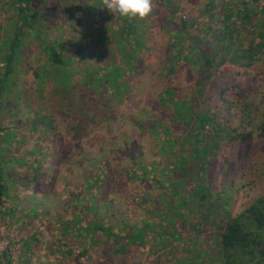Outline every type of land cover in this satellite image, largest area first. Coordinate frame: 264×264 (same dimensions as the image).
Segmentation results:
<instances>
[{
    "label": "rangeland",
    "instance_id": "1",
    "mask_svg": "<svg viewBox=\"0 0 264 264\" xmlns=\"http://www.w3.org/2000/svg\"><path fill=\"white\" fill-rule=\"evenodd\" d=\"M47 5L53 6L52 0H47ZM65 5L54 16L43 18L51 26L43 31L50 40L57 36L58 48L65 52L60 64L70 72L61 70L58 86L47 83L52 72L41 69V64L46 65L44 55H35L38 43L28 35L21 45L24 56L15 85L4 94L8 111L17 109V113L7 112L6 119L14 126L19 121V127L13 135L15 145L5 150L10 160L0 157V166L4 165L10 181L4 204H15L11 212L6 211L7 206L0 212V238L7 243L3 264H143L139 260L142 243L129 236L133 230L144 233L130 223L141 217V208H133L130 202L137 199L131 197L135 194L131 188L151 189L152 185L141 179L130 181L126 169L133 162H158L161 156L158 147L151 145L152 134L140 129L138 123L161 120L177 134L179 122L170 123L157 95L162 88H170L173 94L165 92V103L177 98L173 90L190 101L197 98L199 90L186 62L182 58L178 61L179 57L169 51L162 31V4H155L154 12L144 21L129 20L134 24L129 42L125 35L128 19L103 8L102 0L67 1ZM8 17L13 19L12 9L0 0V41L9 32ZM30 67L45 75L33 76ZM249 69L239 88L224 91L222 99L216 96L217 83L205 85L207 100L199 104L225 113L230 128L252 131L244 140L221 141L207 163L212 198L221 204L230 192L233 213L264 188V134H258L255 127L264 116V69ZM232 70L224 69L220 80L223 75L234 76ZM66 75L70 83L65 82ZM38 91L45 94L34 100ZM48 105L58 107V113L50 111ZM34 109L45 111L47 121L54 113L51 126L49 122L45 126L29 124ZM76 116L87 122L79 138H73L76 128L71 126ZM156 128L155 136H161L160 125ZM104 154L115 156L116 166L107 172L110 179H119L117 188H112L111 180L95 187L86 183L93 175V164ZM224 160H228L227 165ZM32 176L35 179H29ZM22 202L25 206H20ZM99 218L102 223L111 218L119 225L123 221L130 224L117 229L109 223L108 234L95 227ZM122 230L128 234L120 239Z\"/></svg>",
    "mask_w": 264,
    "mask_h": 264
},
{
    "label": "trees",
    "instance_id": "2",
    "mask_svg": "<svg viewBox=\"0 0 264 264\" xmlns=\"http://www.w3.org/2000/svg\"><path fill=\"white\" fill-rule=\"evenodd\" d=\"M4 1L13 14V19L8 17L6 21V27L9 26L8 35L5 32L0 41V114H4V117H0V157L8 161L10 159L5 150L9 149L8 146L15 145L13 135L19 127V121L14 126L10 123V118L6 119L7 112L17 113V109L8 111L9 105L5 104L4 94L13 89L15 75L18 74L19 66H22L23 39L29 35V39L38 43L35 55L43 54L46 62L44 67L43 64L40 67L45 72H52L51 77L47 76V83L53 82L54 86H58L61 70L70 72V69L60 64L61 55L65 52L58 48L60 45L57 36H52L50 40L44 34L43 28L51 26L44 23L43 18L47 15L54 16L55 11L58 13V8H64L67 1L76 4L79 0H52L51 7L47 5V0ZM154 2L165 8L162 31L166 34L169 51L173 52L175 58L179 57L178 61L182 58L186 62L192 79L195 80L194 87L198 88L199 93L195 100L192 98L189 101L173 90L177 96L173 103H165L164 95L166 91L172 93L170 88H162L158 93L157 100L167 109V119L170 123L179 122L177 134L172 133L171 127L161 120L145 119L138 123L140 129L152 134L151 145L158 147L161 156L158 162H133L126 169L130 181L141 179L152 185L151 189L150 186H142V189L136 191V188H131L130 192L135 194H129L137 197L136 201H130L131 204L134 203L132 207L141 208V217L130 223H134L137 228L141 227L144 233L134 230L129 232V236L142 243L143 252L139 251V260L143 264H264V188L243 208L233 213L230 209V192H226L228 196L222 199L221 204L212 198L207 173V163L218 150L221 141L244 140L252 135V131H238L236 126L229 124L230 128L227 124L230 120L225 113L219 114L212 106L199 105L202 99L207 100L204 88L208 83L219 85L216 96L222 99L224 91L239 88L241 77L250 70V66L264 69V0ZM133 27L134 24L128 20L125 26L127 40ZM229 67L234 68V76L228 78L223 75L220 80V74ZM30 68L33 76L45 75L34 67ZM261 79L264 80V74ZM64 80L71 82L68 75ZM41 94L43 92L38 91L34 100L41 99L45 93ZM50 108V111L58 113V107ZM53 115L51 113L47 121L45 116L48 114L45 111L34 109L33 117L28 123L40 122L45 126L46 122L50 123ZM74 123L71 125L76 128L73 138H79L87 122L76 116ZM157 124L163 133L161 136H155ZM255 127L258 134H264V116ZM99 157V162L93 164V175H89L86 183L95 187L111 180L112 188H117L119 179H110L111 174L107 172L112 166H116V161L113 162L115 156L109 158L108 154H104ZM110 160L112 161L109 162ZM224 161L227 165L228 160ZM3 169L4 165L0 166V212L7 206L6 211L9 213L15 204H4L3 199L8 195L10 181ZM22 203L20 206H25ZM99 221L95 227L108 234L111 233L109 223L116 224L117 229L130 224L123 221L119 225L111 218L107 223H102L101 218ZM127 234V231L122 230L119 238ZM145 252L148 259H144Z\"/></svg>",
    "mask_w": 264,
    "mask_h": 264
},
{
    "label": "clouds",
    "instance_id": "3",
    "mask_svg": "<svg viewBox=\"0 0 264 264\" xmlns=\"http://www.w3.org/2000/svg\"><path fill=\"white\" fill-rule=\"evenodd\" d=\"M103 8L128 20L144 21L155 9L154 0H102Z\"/></svg>",
    "mask_w": 264,
    "mask_h": 264
},
{
    "label": "built area",
    "instance_id": "4",
    "mask_svg": "<svg viewBox=\"0 0 264 264\" xmlns=\"http://www.w3.org/2000/svg\"><path fill=\"white\" fill-rule=\"evenodd\" d=\"M7 243L4 241L3 238H0V264L4 262V253L6 252Z\"/></svg>",
    "mask_w": 264,
    "mask_h": 264
}]
</instances>
